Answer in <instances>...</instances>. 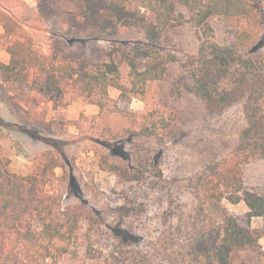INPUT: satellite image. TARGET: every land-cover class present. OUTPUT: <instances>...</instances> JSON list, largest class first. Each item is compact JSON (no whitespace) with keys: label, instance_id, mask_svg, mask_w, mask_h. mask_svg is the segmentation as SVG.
Returning <instances> with one entry per match:
<instances>
[{"label":"trees","instance_id":"1","mask_svg":"<svg viewBox=\"0 0 264 264\" xmlns=\"http://www.w3.org/2000/svg\"><path fill=\"white\" fill-rule=\"evenodd\" d=\"M36 1L21 19L0 11V47L9 54L0 59V98L12 83L56 107L79 97L98 106L71 123L109 149L99 164L117 176L122 204L101 201L96 188L93 203L84 197L66 204L46 189L56 168L70 164L66 155L46 150L34 172L18 174L0 144V264H264V230L251 224L264 217V194L246 188L243 176L245 164L264 157L261 0ZM45 25L50 40L29 28ZM123 32L135 36L120 39ZM89 35L105 42L87 48L82 38ZM173 66L174 83L212 111L245 100L248 122L231 155L177 184L165 179L157 148L148 144L164 141L174 116L161 106L120 104L147 102L149 85ZM69 181L79 192L76 179ZM227 202L249 210L242 217Z\"/></svg>","mask_w":264,"mask_h":264},{"label":"rangeland","instance_id":"2","mask_svg":"<svg viewBox=\"0 0 264 264\" xmlns=\"http://www.w3.org/2000/svg\"><path fill=\"white\" fill-rule=\"evenodd\" d=\"M261 3L264 9V0ZM36 5V0H0V11L21 19L23 15L31 16ZM214 24L218 36L222 37V24ZM29 28L45 36V40H50V26ZM0 33H4L1 23ZM262 34L264 38V27ZM134 36L133 33L123 32L120 39ZM82 39L87 48L93 43L105 42L94 35ZM59 40L62 42L63 39ZM80 43H71V46L77 47ZM186 48L192 52L195 47L188 44ZM257 54L264 57V39ZM0 59L5 62L9 60L5 44L0 47ZM177 73L176 66H173L166 79L149 85L147 102L134 97L130 102L121 103L120 91L111 90V96L120 100L123 108L143 111L161 106L167 115L174 116L171 132L164 141L160 144H156V141L148 143L157 148V161L165 179L172 184L184 183L207 164L231 155L238 148L241 133L248 123L244 110L245 100L222 111H212L203 99L174 83ZM4 86L5 94L0 98V144L2 154L10 159L9 169L18 174L34 172L44 151L58 152L66 155L70 164L66 168H56L55 179L46 187L49 193L61 197L66 204L81 203L84 197L93 203L95 199L91 189L96 188L100 192L98 198L101 201L122 204L120 195L116 193L121 189L117 176L101 169L99 164V155L109 149L90 139L88 131L79 130L71 123L83 115L98 113L99 107L84 97L75 98L66 107H56L37 92L19 89L12 83H4ZM83 125L87 127L85 122ZM71 176L81 187L80 193L69 185ZM243 176L246 188L264 194V157L245 164ZM227 205L236 214L245 216L247 207L244 202H227ZM262 222L260 219L261 227L257 228L264 230ZM263 238L264 235L261 239L264 250Z\"/></svg>","mask_w":264,"mask_h":264},{"label":"crops","instance_id":"3","mask_svg":"<svg viewBox=\"0 0 264 264\" xmlns=\"http://www.w3.org/2000/svg\"><path fill=\"white\" fill-rule=\"evenodd\" d=\"M245 203V202H244ZM246 205V204H245ZM246 207H247V205H246ZM249 209H248V207H247V210H246V212L248 211ZM260 219H262L263 220V222H262V225L264 224V217H253L252 218V221H251V224H252V226L253 227H261L260 225H259V222H260ZM263 227V226H262ZM264 239V238H263Z\"/></svg>","mask_w":264,"mask_h":264}]
</instances>
